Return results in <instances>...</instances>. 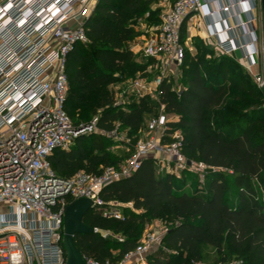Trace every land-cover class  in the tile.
I'll return each instance as SVG.
<instances>
[{"label":"trees","instance_id":"1","mask_svg":"<svg viewBox=\"0 0 264 264\" xmlns=\"http://www.w3.org/2000/svg\"><path fill=\"white\" fill-rule=\"evenodd\" d=\"M156 2L99 0L85 22L88 42H78L68 55L66 110L74 124H90L88 115L96 116L101 130L112 131L120 123L135 134L131 149L117 157L108 151L106 138L94 132L88 145L83 135L69 149L56 150L50 158L52 166L58 175L70 177L79 171L99 174L106 166L117 165L130 155L146 120L163 104L167 113L179 117L172 126L183 133L188 159L220 170L209 172L200 183L191 172L176 177L160 172L155 158L143 159L131 176L101 192L105 202L124 204V219L106 218L101 209L92 207L84 223L99 231L76 235V246L86 257L118 263L140 242V227L147 219L169 213L174 223L162 246L148 255L149 264H191L200 259L201 245L220 248L224 237L230 246L245 251L239 264H264V130L254 128L261 124L257 120L264 121V107L252 105L261 94L248 75L233 78L234 64H242L229 55L209 60L200 51L190 54L186 49L179 91L169 77L160 85L158 99L145 96L126 108L115 105L110 85L148 68L149 61L140 60L130 47L141 35L131 22L148 13L155 15L157 11L151 9ZM156 19L159 24V13ZM186 38L187 20L181 27L183 43ZM80 104H86L88 111L75 121L73 111ZM192 183L197 187L190 193L187 186Z\"/></svg>","mask_w":264,"mask_h":264},{"label":"built area","instance_id":"2","mask_svg":"<svg viewBox=\"0 0 264 264\" xmlns=\"http://www.w3.org/2000/svg\"><path fill=\"white\" fill-rule=\"evenodd\" d=\"M98 1L0 0V264H66L63 239L67 205L85 197L92 200V207L102 210L104 217L124 219L120 208L124 204L105 202L101 192L109 184L131 176L145 158L158 162L156 154L163 153L167 159L159 164L160 172L176 177L191 172L200 183L209 172L220 170L188 159L183 133L172 126L179 117L167 113L163 104L147 120L144 135L130 155L117 165L106 166L99 174L79 171L70 177L54 170L50 158L56 150L69 149L86 134L116 135L120 127L116 123L112 131L101 130L95 118L90 126L81 128L66 110L68 55L78 42H88L85 22ZM252 1L253 15L227 25L225 31L233 32V37L216 40L215 50L232 57L241 50L244 67L263 87L264 77L257 72L260 38L255 13L261 0ZM221 3L216 8L204 0L170 1L160 15L161 22L143 37L144 43L136 52L140 60L149 61L146 75L132 83L139 98L155 94L152 97L158 99L163 80H174L181 70L186 54L181 27L187 19L196 14L212 18L219 11L234 16L237 2ZM248 35L250 39H244ZM153 70L158 74L149 80L147 76ZM175 85L179 86L178 82ZM167 232L168 228H163L147 233L115 264H149L148 255L162 246ZM84 259L87 264H114L86 256Z\"/></svg>","mask_w":264,"mask_h":264},{"label":"rangeland","instance_id":"3","mask_svg":"<svg viewBox=\"0 0 264 264\" xmlns=\"http://www.w3.org/2000/svg\"><path fill=\"white\" fill-rule=\"evenodd\" d=\"M157 2L152 6V12L155 10L157 13L155 15L151 14H145L131 22L132 28H134L137 31L141 32V35L136 39L132 44L131 48H134V52H138L139 49L142 47L144 43V36L148 37L151 32V28L158 23V20L156 19V16L158 13L161 15L162 12L165 10L164 4L166 3V0H156ZM159 10V11H158ZM198 26V25H197ZM256 30L258 33V36L260 38L259 43V58L258 60V70L257 72H260V74L264 77V18H263V12L262 9H260L259 16L257 17L256 22ZM188 46V47H187ZM187 52L190 54H197L198 51L201 52L202 56H205L207 59L212 60L214 58H219L221 54H218L215 50L214 46L210 44L209 42L205 41L200 35H196L193 37L192 40H190L186 45ZM137 54V53H136ZM238 58L243 57V53L241 50H239L237 53ZM139 57L140 54H138ZM239 65V64H238ZM235 70L232 72L233 78H241V76L248 75L250 78L249 83L252 84L257 90L260 91L261 98H256L252 100V105L257 107H264V86L260 87L254 80V77L249 73V71L244 67V65L237 66V63L234 64ZM176 72V70L174 71ZM158 74L156 70H153L152 73L148 74V79L152 80L155 78V76ZM183 74V71L180 70L179 73L176 72V75H174V80L178 82V85H175L176 90L181 89V75ZM145 76L146 74L143 73V71L136 73V74H129L126 76L124 80H120L112 85H110L109 89L115 94V99L118 102L117 106L120 107H128L130 104H132L135 100L139 99L137 95V91L134 89L132 83L139 77V76ZM173 76V75H172ZM175 82V83H176ZM234 88V87H231ZM152 96H155L153 94ZM154 99V97H152ZM158 108H156V111ZM215 109L214 111H216ZM88 107L86 104H80L74 111H73V119L75 121H80L82 118H84L87 114ZM150 117V116H149ZM148 117V119H149ZM89 121H92L96 118V116H89ZM147 119V120H148ZM146 120V125H147ZM213 120L214 119L213 117ZM218 120V119H217ZM264 120V119H263ZM257 122H260L261 124L258 125V123L254 124V128L256 130H264V121L257 120ZM145 130V129H144ZM144 130L141 132L142 135H144ZM100 133V132H98ZM90 134H86V142L85 145H88V142H90ZM106 138V143L110 144L108 145V151L115 156H123L127 152L128 140H131L135 134L123 127H119L117 130L116 135H108L101 133ZM128 145V146H127ZM127 146V147H126ZM197 184L192 183L188 184L187 191L190 193H193L196 191ZM233 197V196H232ZM126 206H132V205H126ZM120 208H123L122 206ZM169 213H167L165 216H162L160 218L156 219H147V221L140 227L141 229V238L142 239L147 233L149 232H156L163 228H168L174 223L173 220H170L168 217ZM104 236L112 235L114 238H118L119 240L123 239V237H120V235H115L110 231H101ZM246 256V253L244 250H238L230 246L227 242V238L224 237L222 241V245L220 248H215L208 245H201L199 250V260L193 261L191 264H239Z\"/></svg>","mask_w":264,"mask_h":264},{"label":"crops","instance_id":"4","mask_svg":"<svg viewBox=\"0 0 264 264\" xmlns=\"http://www.w3.org/2000/svg\"><path fill=\"white\" fill-rule=\"evenodd\" d=\"M171 0H166V3L164 4L165 10H167L170 6ZM206 3H209V5H213L216 8H219L221 6V0H204ZM227 1V0H223ZM237 2L236 7L234 8V16L230 17L228 12L219 11L217 12L212 18H202L201 14H196L195 16L187 19V38L185 41V44L193 39L196 35H200L205 41L209 42L214 46L216 40L221 38H230L233 37V32L225 31L227 25H231L238 20H246L249 17L253 15V12L251 10V6L253 4L252 0H234ZM262 4L260 3L256 4V15L259 16L260 9H262ZM164 10V11H165ZM212 21H214L213 24ZM75 25V23H72ZM198 25V26H197ZM216 31L217 35L212 36L211 32ZM250 35L244 37V39H250ZM188 47V46H187ZM133 51L134 48H133ZM236 59L240 64L245 65V61L242 58H238L237 54L233 57ZM128 146V145H127ZM126 146V147H127ZM127 152L131 149V147H127ZM156 157L158 159V166L163 161L162 159H167V156L163 153H157Z\"/></svg>","mask_w":264,"mask_h":264},{"label":"water","instance_id":"5","mask_svg":"<svg viewBox=\"0 0 264 264\" xmlns=\"http://www.w3.org/2000/svg\"><path fill=\"white\" fill-rule=\"evenodd\" d=\"M261 4L264 18V0H261ZM87 126H90V124ZM81 128H84V126H81ZM190 163L191 162L189 161V164ZM92 206V200L82 197L68 204L65 209L63 242L67 256L66 264H87L83 254L76 246L75 236L78 234H88L99 231L97 228L84 223V217Z\"/></svg>","mask_w":264,"mask_h":264}]
</instances>
